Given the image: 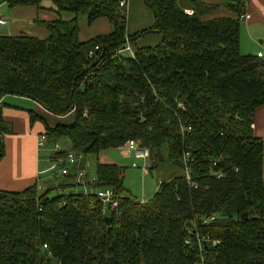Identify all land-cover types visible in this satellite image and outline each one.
Listing matches in <instances>:
<instances>
[{
	"label": "trees",
	"instance_id": "16d2710c",
	"mask_svg": "<svg viewBox=\"0 0 264 264\" xmlns=\"http://www.w3.org/2000/svg\"><path fill=\"white\" fill-rule=\"evenodd\" d=\"M50 1L58 17L45 24L47 39L0 36V99L18 95L56 117L72 114L70 123L46 126V138L96 157V186L124 197L103 215L73 174L41 192L0 191V264H264V145L253 129L264 105V58L241 53L248 0H191L185 8L145 0L156 24L133 36L121 0ZM222 9L231 15L215 17ZM84 16L107 18L112 33L82 42ZM152 32L159 44L119 54L127 38ZM130 141L150 151L151 169L170 161L185 173L150 200L133 199L124 168L100 160Z\"/></svg>",
	"mask_w": 264,
	"mask_h": 264
},
{
	"label": "crops",
	"instance_id": "0c3cea01",
	"mask_svg": "<svg viewBox=\"0 0 264 264\" xmlns=\"http://www.w3.org/2000/svg\"><path fill=\"white\" fill-rule=\"evenodd\" d=\"M7 1L0 0V20L5 22V24H0V36H29L40 40L48 38L49 32L45 24L53 22L58 17L50 0H41L39 7L20 6L15 8H9ZM45 1H50V3ZM137 7L144 9L145 12L148 11L145 0H127V36H133L154 27L151 25L152 23H141L134 27L130 20V13ZM245 10L250 16V20L241 21L247 25L244 34L249 37L253 50L258 52L256 54L264 58V0H248ZM227 12L221 16H230L226 15ZM62 17L71 18L69 14H63ZM112 29L113 26L107 18H100L93 23L84 18L80 23L79 38L82 42H87L96 37L110 35ZM240 34L243 33L240 32ZM146 39L141 38L138 42L133 43L135 44L134 52L140 48L138 44H146ZM159 40L161 41V38ZM240 42L241 53L246 55L245 52L249 51H246L245 43L242 40ZM32 117L35 118L32 119ZM0 118L4 127V131L0 132L4 144V156L0 160V191L20 193L33 186L38 187L39 192L44 191L48 182H51V178L47 172L48 168H42V164L45 162L49 164V149L53 143H50L49 149L45 150L46 153L43 151V154L39 146V138L46 133V126L52 128L57 123H70L73 119L72 114L56 117L29 98L7 94L0 99ZM253 129L255 136L261 139L264 145V105L256 111ZM70 147L63 149L70 150ZM126 153L128 156L134 155L133 152ZM107 162L113 163L110 160ZM146 201L148 200L145 199L143 202Z\"/></svg>",
	"mask_w": 264,
	"mask_h": 264
},
{
	"label": "rangeland",
	"instance_id": "374dc122",
	"mask_svg": "<svg viewBox=\"0 0 264 264\" xmlns=\"http://www.w3.org/2000/svg\"><path fill=\"white\" fill-rule=\"evenodd\" d=\"M45 2L50 3V1H45ZM190 3H191V0H181L180 6L185 8L186 6L190 5ZM146 7L148 9L147 12H145L144 9H140V7H137L135 11L130 13V20H131V23L134 25V27L138 26L141 23L143 24L152 23L151 25L156 24V19H155V15L153 11L150 9V7L147 6V4H146ZM226 12L227 11L225 9L219 10L215 13V17L224 15ZM228 14L231 15L229 12H227L226 15ZM84 18H86V16L81 18L80 23ZM246 28H247L246 23L241 22V33L243 34H240V40H242V42L245 43L246 51H249V52H245L244 46H243V49H244L243 51L247 53L246 55L256 56L258 55L256 54L258 52L253 50L252 42L250 41L249 37L244 34V30ZM141 38H144V39L147 38L145 40L146 44H138L139 47L144 46V45L154 46L160 42L159 39L161 38V35L159 33L152 32ZM140 39H138L137 42ZM132 46H133V49H135V44L132 43ZM123 49H121V52L119 53L123 57L132 58L134 56L130 50H123ZM259 57H261V55H259ZM50 143L51 142L47 139V141L44 144V147L41 148L43 154L44 152L46 153L45 150L49 149L48 147L51 145ZM58 143L60 144L62 148L70 147V144L67 140H60ZM51 148H53V144ZM83 160L84 162L81 163L78 168L84 169L85 167H89L88 169L90 173L94 174L96 170V164H97L96 157L94 156L83 157ZM100 160L103 162H107L108 160H110L113 163L118 164L120 167L124 168V174H123L124 187L129 192V195L133 199L139 202H143L145 199L150 200L157 193L159 186L163 181L169 180L173 175L179 176L185 173L183 169H181L178 165L170 161H166L164 164H162L158 168L151 169L150 159L148 160L136 159L134 155L128 156L126 152H123L117 149H110L107 152L103 153L100 157ZM134 164H136L138 168H134ZM48 166L49 164L47 162L42 164V168L47 169ZM145 169H147L146 172L144 171ZM50 181L51 182H48L47 187L57 184L60 181V179H57V180L50 179ZM73 182H74V179H73ZM71 191L80 192L81 189L74 188Z\"/></svg>",
	"mask_w": 264,
	"mask_h": 264
},
{
	"label": "built area",
	"instance_id": "2783aa9c",
	"mask_svg": "<svg viewBox=\"0 0 264 264\" xmlns=\"http://www.w3.org/2000/svg\"><path fill=\"white\" fill-rule=\"evenodd\" d=\"M126 6L127 0H121L120 7L126 8ZM240 20L249 21L250 16L247 13H244L240 16ZM0 24H5V22L0 20ZM99 49L100 47H96L90 53V58H94ZM123 50H130L132 54L135 55L132 43L128 38L126 39V45ZM46 141L47 138L45 134L41 135L39 138V146L41 148L44 147ZM118 150L129 153L133 152L136 159L148 160L150 158V151L148 149L139 148L138 144L134 141L128 142ZM48 159L49 167L47 172L49 173V177L51 179H63L70 174H73L74 183L78 185L85 193L93 192L99 202L103 205V215L117 211L120 199H122L124 196L122 194H117L111 188L97 187L96 185L98 184V177L96 170L94 174H91L88 169L89 167H85L84 169L78 168L81 162H84L82 155L76 154L71 150H64L58 142H53V148L49 149ZM134 168H138V166L134 164ZM144 171L146 172L147 169ZM186 177L188 180H191V175L188 170L186 171ZM218 244V241H213L214 246ZM44 248H46V246H44Z\"/></svg>",
	"mask_w": 264,
	"mask_h": 264
},
{
	"label": "water",
	"instance_id": "95a60500",
	"mask_svg": "<svg viewBox=\"0 0 264 264\" xmlns=\"http://www.w3.org/2000/svg\"><path fill=\"white\" fill-rule=\"evenodd\" d=\"M247 217H248V214H243V215H242V219H246ZM105 221H106V223H107L108 225L111 224V218L107 217V218H105ZM188 226L191 227L190 224H188Z\"/></svg>",
	"mask_w": 264,
	"mask_h": 264
}]
</instances>
